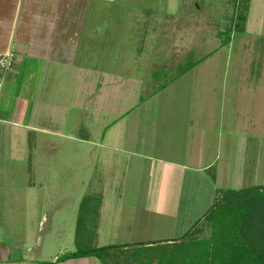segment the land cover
I'll list each match as a JSON object with an SVG mask.
<instances>
[{
	"label": "rangeland",
	"instance_id": "374dc122",
	"mask_svg": "<svg viewBox=\"0 0 264 264\" xmlns=\"http://www.w3.org/2000/svg\"><path fill=\"white\" fill-rule=\"evenodd\" d=\"M251 6L253 12L250 13L247 31L252 32L251 41H255V44L251 43L252 47L242 53L234 46V53L244 60L242 63H246L244 71H241L246 78L244 83H248V88L256 87L253 93L261 90L259 97L262 94L261 100L264 102V0H252ZM94 7H97L98 13L97 19L93 21L94 26L101 33L106 31V37L101 38L105 41L97 44V56L88 61L94 62L97 58H102L109 67L112 66L115 77L111 82L100 84L97 76L95 83L93 80L87 83L85 78L78 80L79 77L68 76V73L80 72L72 67L65 70L66 81L62 79L59 80L60 84H49L47 89L44 85L39 86L38 98L32 103L34 108L29 109L25 116V123L56 130L65 134V138L52 132L24 133L22 130L16 131L18 137L11 141L10 133L2 132L0 135V239L30 243L32 257L42 264L63 263L57 259L77 251L78 246L85 251L112 246V250L110 248L102 253L105 263L130 264L131 260L126 259L123 253H131L144 246H170L197 225L201 227L199 235H207L209 232L200 222L206 212H199L194 207L178 213L152 210L153 204H148L144 196L146 168L141 174L140 193L135 196L131 193L120 196L121 181L111 179L120 175V162L116 159L118 153L111 154L106 146L109 145L108 142L118 140L121 124V64L136 59L148 61L154 58L155 63L164 61L167 64L170 61L171 65L176 66L185 60L186 64H180L183 67L191 64L192 59L197 60L207 52L213 53L219 43L228 40L231 42L234 31L241 26L242 20L230 19L234 1H102V4L89 5L88 12L91 11V16L94 15ZM260 8L262 12L256 11ZM135 38H143L145 45L140 43V46L145 51L138 52ZM169 46L172 47L171 52H167ZM220 49L215 56L212 54L203 59V66L187 74L204 78L209 76L211 82H216V89L219 87L215 96L222 92L218 85L223 82L224 62L231 59L227 50ZM170 64L167 65L171 66ZM106 72H110V68H106ZM105 80H109V77H105ZM60 85L62 92L65 90V95L59 93ZM179 85H182L180 99L187 100L185 83L181 80ZM256 102L253 101L250 105L252 119L257 123L248 127L249 130H258L257 134L264 136V107L260 106L261 101L258 105ZM173 115L174 111L166 113L165 117L169 118L166 122L172 124V117L176 118ZM240 121V128H246L247 120L244 119L243 122L241 118ZM160 129L162 130L161 125ZM160 138L161 134L158 139ZM7 141L11 142L8 143L11 149L2 144ZM258 158L257 153L256 157L252 153L254 166L259 163ZM260 158L262 163L258 167L259 174L254 172L257 175L254 187L264 188V156L260 155ZM239 162L240 169L245 164L241 159ZM251 163H246V173L250 172ZM132 198H135V209L130 211L128 209L132 207ZM188 198L187 195L183 200ZM188 207L190 206H186ZM263 208L252 215V224L259 223L264 218L260 215ZM258 230V238L264 241L263 223L258 224ZM171 239L173 242L169 241ZM40 251L41 256L34 255ZM154 259L153 264H158L157 255ZM66 262L69 263L67 260ZM76 262L103 264L93 256Z\"/></svg>",
	"mask_w": 264,
	"mask_h": 264
},
{
	"label": "crops",
	"instance_id": "0c3cea01",
	"mask_svg": "<svg viewBox=\"0 0 264 264\" xmlns=\"http://www.w3.org/2000/svg\"><path fill=\"white\" fill-rule=\"evenodd\" d=\"M102 1L112 2L0 0V56H12L10 68L1 76L0 135L2 132L10 133L11 141L18 137L15 132L22 130L24 133L52 132L65 138V134L56 130L25 123V116L29 109L34 108V101L38 98L39 86L44 85L47 89L49 84H60L62 79L66 81L65 70L72 67L80 72L68 73V76L79 77L78 80L85 78L87 83L92 80L95 83L97 76L100 84L111 82L115 77L112 66L109 67L102 58L88 61L97 56V44L105 41L101 38L106 37V31L101 33L94 26L93 21L98 17L97 7L93 9V16L91 11L88 12L90 4H102ZM233 1L230 19H241L243 22L234 31L231 42L219 43L213 53L207 52L183 67L180 64L185 60L177 66L168 61L169 66L164 61L153 62L154 58L121 64V124L118 140L108 142L106 146L111 154L118 153L116 159L120 162V175L111 179L121 181L120 196L140 193V179L145 168L147 181L144 196L148 204H153L152 210L162 213L189 211L191 207L205 213L212 206L219 190H240L256 185L257 175L254 172H258L259 164L262 163L260 155L264 156V136L258 135V130H249L248 126L257 123L252 119L250 103L257 101L258 105L263 97L262 94L259 97L261 90L253 93L256 87L248 88V83H244L246 78L242 72L246 63H242L244 60L234 53V46L242 53L255 44V41H251L252 32L247 31L253 8L252 0ZM256 11L262 12V8ZM143 41V38H135L134 41L140 53L145 51L140 46V43L144 44ZM169 48L167 52H171L172 47ZM220 48L227 50L231 59L224 62L223 82L218 85L222 92L215 96L219 87L216 89V82H211L209 76L204 78L187 74L203 66V59L212 54L215 56ZM106 68H110V72L107 73ZM165 74L168 75V81ZM105 77H109V80H105ZM181 80L188 92L187 100L179 97ZM60 90L59 93L66 94L65 90L62 92L61 85ZM260 106L264 107V102ZM170 111H174L173 116H176L172 117V124L166 122L169 118L165 117ZM241 118L243 122L247 120L246 128L241 127L243 130L240 128ZM10 141L2 144L11 149ZM249 148L254 150L250 151ZM252 153L255 157L256 153L259 156V163L255 166L251 160ZM240 159L245 165L252 162L249 173L245 172V165L239 169ZM252 166L255 168L251 171ZM115 186L117 188V184ZM187 195L189 198L183 200ZM132 201V207L128 209L130 211L135 209V198ZM169 241L173 242L172 239ZM30 249L32 245L26 241L0 239V264H40L32 257ZM20 251L23 253L20 254ZM41 251L34 255L41 256ZM80 259H69V263L55 262L80 264L76 262Z\"/></svg>",
	"mask_w": 264,
	"mask_h": 264
},
{
	"label": "trees",
	"instance_id": "16d2710c",
	"mask_svg": "<svg viewBox=\"0 0 264 264\" xmlns=\"http://www.w3.org/2000/svg\"><path fill=\"white\" fill-rule=\"evenodd\" d=\"M263 207L264 188L219 190L200 221L208 229L207 235H199L201 227L197 225L170 246H144L123 254L130 264H153L155 255L158 264H264V241L258 238V224H264V218L259 223L250 221ZM260 215L264 217V208ZM110 248L114 247L85 251L78 246L77 251L57 261L93 256L107 264L102 253Z\"/></svg>",
	"mask_w": 264,
	"mask_h": 264
},
{
	"label": "built area",
	"instance_id": "2783aa9c",
	"mask_svg": "<svg viewBox=\"0 0 264 264\" xmlns=\"http://www.w3.org/2000/svg\"><path fill=\"white\" fill-rule=\"evenodd\" d=\"M11 61H12L11 54L0 56V90L2 88V86H1V83H2L1 76L7 69L10 68Z\"/></svg>",
	"mask_w": 264,
	"mask_h": 264
}]
</instances>
